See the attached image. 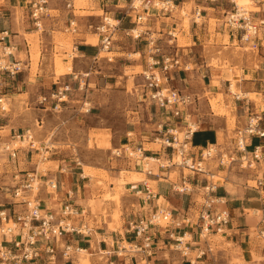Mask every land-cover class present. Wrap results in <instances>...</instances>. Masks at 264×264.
Masks as SVG:
<instances>
[{"label": "crops", "instance_id": "obj_1", "mask_svg": "<svg viewBox=\"0 0 264 264\" xmlns=\"http://www.w3.org/2000/svg\"><path fill=\"white\" fill-rule=\"evenodd\" d=\"M29 1L0 0V59L6 62L19 61L22 66V69L14 76L0 72V98L7 101L12 108L10 113L0 110V131L8 130L5 135L6 140L8 136L12 137L13 134L26 128L34 119L38 121L37 118L47 109L38 105L37 98L41 94H49L60 80L55 77L52 60L54 54H57L54 34L64 32L63 28L66 23L63 3L61 0H51L49 10L54 13L50 12L51 17L43 19V31H39L34 28L29 18V5L27 6ZM173 3L176 9L171 13L163 15L153 11L146 22V34L143 35L142 40L136 42L133 40L132 44L129 42L125 44L127 37L123 35V29L131 28L133 24L129 18H123L117 33V40L110 52L115 49V53H120V50H128L130 47V50L134 52L131 54L138 53L141 58L140 61H136L135 65L138 64L144 70L147 66L144 40L148 37V33L156 34L163 49L172 51L174 49L167 45L170 39L167 32L171 31L175 34L179 32L185 42L180 45L176 42V37L173 39L181 65L171 72L173 78L171 83L197 96L196 104L189 108L192 119L197 124L192 144L196 149L218 144L221 135L229 137L231 131L226 116L215 114L210 109L208 93L215 97L218 94L224 96L223 106L229 108L230 114H234L237 118L234 123L235 130L244 124L249 111L261 110L263 107L259 108L249 95H255L263 105L261 99L263 86L260 80L264 79V41L259 40L258 49H251L249 45L240 41L241 31L230 30L224 25L226 14L233 9L229 0L218 2L173 0ZM236 4L243 6L252 4L250 13L254 20L264 18V0L253 2L236 0ZM78 7L80 9H76L74 13L81 23L86 20L85 18L98 20L102 11H108L113 18H121L124 10L116 5L115 0L106 2L88 0L87 5ZM196 8L202 10L198 22L193 20ZM185 12L191 16L187 27L182 25L184 16L182 13ZM212 19L216 21L214 25L210 23ZM33 32L38 35L37 40L30 38ZM70 35L74 36L71 52L74 44L78 47L76 51L70 52L72 55L63 51L64 55L72 58V62L75 58L89 62L92 69L101 59L93 61V57L98 52L94 36L81 33ZM32 43L37 44L40 53L37 71L34 74L31 73L34 61L30 45ZM140 43H142L141 48ZM6 48H11L12 52L5 54ZM89 48L94 49L92 54L85 53V50ZM236 48L250 51L242 58L236 56L230 58L228 69L212 64L214 59L212 51L217 49V52L222 50L227 54H232ZM64 63L67 62L64 61ZM233 69H237V72ZM71 73L75 74L74 70L65 75L68 81L73 79V77L69 78ZM90 73L92 71L86 72V75ZM232 79L236 81L235 87L238 92L234 93L230 90ZM235 94L239 98L236 99ZM16 101L21 103L16 104ZM22 103H25V107L21 105ZM151 109L153 110L148 111L147 118L144 120L128 123L119 144L120 146L142 147L148 156L161 158L165 156L163 149L160 146L155 149L151 145L158 144L155 138L159 135V125L166 124V119L157 109ZM16 113L20 118L15 120ZM262 125L264 126V122ZM232 130L235 133V130ZM233 141L234 137L231 136V143ZM256 145L262 148V160L258 162L260 169L246 172L240 168L237 169L238 167L235 170L233 166L217 165L216 169L210 170L215 177L228 171L222 181L216 183L217 188L214 192V196L222 199L224 203H215L213 208H225L230 212L229 223L220 231L210 234L215 239L213 242V245L217 247L215 251L211 249L210 244L212 243L208 240L202 242L193 224L196 219L194 210L198 211L201 207L203 196L200 187L204 185L206 178L202 179L200 175L204 174L192 175L190 181L197 182H187L192 187V191L180 193L175 190L174 186L172 187L173 184L169 178L170 169L156 168L153 175H145V179H138L137 177L144 174V171L136 164L137 166L133 169L135 172L131 169L127 170L130 173L128 178L123 179V183H118L120 175L116 171L104 169L106 177L101 172L96 174L98 176L91 177V175L84 174L83 167L77 163V158L73 159L69 154L51 157L48 162H51L52 166V163L58 162V166L38 175L41 181L54 178L57 188L48 189L42 186L37 198L44 207L56 213L60 211L63 204L71 203L78 215L71 216L70 222L78 228L83 226L87 231L67 233L55 241L58 247H61L63 243L72 244L74 250L69 259L62 258L58 250L54 260H48L47 255H44L43 258L26 264H83L85 260L87 264H141L144 258L151 264H262L264 244L257 238L256 230L261 226L264 209V137L248 139L247 149L249 151H252ZM57 153L54 152L55 155ZM21 160L26 161L23 164L24 169H29V161L27 162L24 157ZM89 167L101 169L97 165ZM97 178L101 179L103 184H107V191L95 184ZM258 179L262 180L263 186L256 184ZM251 181L255 184H249ZM119 185L120 190L116 188ZM147 189L151 197L146 202ZM104 192H108L111 198H101ZM116 193H118V201L113 199ZM198 197L200 200L197 199ZM160 199L167 205L164 203L161 205ZM163 205L171 209L173 217L177 219L184 220L183 215L187 214L190 222H183L178 227L165 224L158 228L153 235L152 245L147 250L149 255L145 257L146 253L143 249L136 251L129 248V246L140 244V241L128 232V223L137 216L147 214ZM115 213L118 218H114ZM187 237L189 239L185 241ZM181 238L183 241L178 243ZM123 243L126 244L127 249H123ZM183 248H186V255L181 251ZM202 249L205 250V254L198 257L197 253Z\"/></svg>", "mask_w": 264, "mask_h": 264}, {"label": "built area", "instance_id": "obj_2", "mask_svg": "<svg viewBox=\"0 0 264 264\" xmlns=\"http://www.w3.org/2000/svg\"><path fill=\"white\" fill-rule=\"evenodd\" d=\"M61 1L66 15L63 31L75 35L80 33L93 35L96 39L98 52L93 57V61L101 58V52H110L117 40V33L123 18H129L133 24L131 28L123 29V35L138 41L142 40L147 31L146 29H139V27L148 21L153 11L164 15L176 9L173 0H115L116 5L124 9L121 18H113L108 11H102L98 20L85 18L86 20L81 23L74 13L76 9H80L76 6L75 0ZM100 1L106 2L107 0ZM206 1L218 2L220 0ZM229 2L233 5V9L226 14L224 25L230 30L241 31L240 41L249 45L251 49H258L259 40L264 41V18L256 21L250 10L239 7L235 0H229ZM50 3L51 0L29 1V18L36 30L43 31V19L51 17ZM201 11L199 8L194 10V22L200 20ZM167 34L170 36L167 45L174 49L172 51L164 50L159 42L160 39L154 34L148 33V37L144 40L147 66L141 72L143 78L141 94L144 100L148 101V104L157 109L166 119V124L161 123L159 125V135L155 138L164 151L165 163L160 162V157L157 156L158 159L150 160L142 147L121 146L125 149L124 151L128 150V154L121 148H117V152L114 151V153L116 157L134 158L135 163L142 168L146 175H153L154 173L151 162L158 163L157 168L169 169L178 166L188 170V175H208L204 185L200 187L203 189V197L201 207L197 211L193 223L198 230V235L205 238L207 235L223 229L230 221L228 209L213 208L215 203H224V201L214 196L217 184L211 180L212 172L205 168L206 161L215 157L218 166L232 167L235 165L239 168H252L254 166L252 164L262 160L260 145L254 146L252 151H249L247 147L250 137H264V126L262 125L264 122V79L260 80L263 86L261 94L263 108L259 111H249L244 124L235 130L232 148L224 151L217 144H210L196 149L192 144V137L197 130V124L192 119L189 108L196 104L197 96L177 88L171 83L173 80L171 72L181 65V61L178 50L173 44V39L176 37L175 33L168 31ZM77 47L78 45L74 44L72 52L76 51ZM8 49L6 48L5 54L12 52ZM107 59L111 60V58ZM21 69L22 66L19 61L6 62L0 59V72L14 76ZM84 76L87 77V75ZM72 77L77 79L76 74H72ZM84 84L79 80L77 87H74L69 81L59 80L54 90L49 94H41L37 98V103L44 109L59 111L64 104L68 103V97L73 92L81 90L80 109L89 112L91 106H89L90 102L87 101L88 95L87 90L84 91ZM237 98H239L238 95H236ZM0 102H2L1 98ZM0 110L5 111L3 104L0 105ZM12 139L27 142L30 148H34L33 135L29 128L21 133L13 134ZM4 149L9 151L10 157H16L17 148L13 147L10 142L4 145ZM129 150L140 155H131ZM19 172L14 176L16 184L12 191L13 208L0 209V236L2 238L0 240V264H26L43 258L44 255H47L48 260H54L58 250L62 258L69 259L74 250L72 244L63 243L61 247H58L55 241L67 233H84L87 231L83 226L78 228L70 222L71 216L78 215L76 209L69 202L63 204L58 213L47 209L41 204L37 194L42 186L48 189H56V180L48 178L41 181L37 170L22 171V175ZM187 182V175L182 174L181 187L174 186L175 190L180 193L191 192L192 187ZM256 184L263 186L260 179L256 181ZM150 197L151 193L147 189L146 202ZM262 212L261 226L257 228L256 236L264 244V209ZM183 219L173 217L171 209L162 207L137 216L128 223V232L136 240H139L140 244L129 246V248L136 251L143 249L146 253L145 257H147L149 255L147 250L152 245L153 235L158 228L163 226L162 223L178 227L183 222H190V217L187 214L183 215ZM181 242L182 240L179 239L178 243ZM181 251L186 255V248ZM204 254L205 250L202 249L198 252V257ZM261 262L264 264V257ZM144 264H151V262L144 258Z\"/></svg>", "mask_w": 264, "mask_h": 264}, {"label": "rangeland", "instance_id": "obj_3", "mask_svg": "<svg viewBox=\"0 0 264 264\" xmlns=\"http://www.w3.org/2000/svg\"><path fill=\"white\" fill-rule=\"evenodd\" d=\"M75 2L76 6H85L87 5L88 0H75ZM28 5L29 4H27V6ZM239 6L242 7L243 5L239 4ZM244 8L252 10V4L247 5ZM187 10L189 11V7H187ZM80 13L84 14L85 12ZM185 13H182V15H184L182 25L187 27L191 16ZM215 22L216 21L213 19L210 20L212 25H214ZM145 28L146 22L139 27V29L142 30ZM175 35L177 39L176 42L180 45L184 44L185 41L182 39L179 32ZM37 36L38 35L33 32L30 38L37 40ZM154 36L157 35L155 34ZM54 41L56 43L55 52L57 54H54L53 56L52 67L54 68L56 79L59 78L60 80L68 81V78H66L65 75L68 72H73L74 70V73L77 75V79H72L69 82L74 87H77V82L79 80H81L82 83H85L83 88L84 91L85 89L87 90V101L90 102L89 106H91V110L89 112H85L80 109L82 95V91L80 90L73 92V94L68 97V103L64 104L61 110L55 111L47 109L46 111H43L42 115L37 118L38 121L34 119L31 123L32 125L30 124L26 128L21 129L22 131L20 130L17 132L21 133L29 128L33 135L34 148H30L27 142L16 141L10 136H8L6 140L5 135L8 133V130L6 129L7 131L5 132L0 131V137L3 136L0 138V209L13 208L14 199L12 198V191L16 184L14 176L19 171H21L19 172L20 175H22V171L35 170H37L38 174H41L47 172L48 169L57 167L58 162L52 163L53 166L51 165V162H48L51 157L69 154L73 159L77 158V163L79 166L83 167L84 174L91 175V177L98 176L96 174L100 172L106 177L105 170L116 171L120 175L119 181L117 180L118 183H123V179L126 180L128 178L130 173L127 172V170L131 169L132 172H135L133 169L137 166L134 158L126 159L122 156L116 157L114 151L117 152V148H121L119 144L120 138L124 136L123 134L125 133L128 123H137L144 120L147 118L148 111H152L153 109L151 108H154L148 104V101L144 100V97L141 94V85L143 83L141 72L143 71V68L138 64L135 65L136 61H140L141 59L139 54H131L134 52L130 50V47H128V50H122L125 52L127 51V53L122 52L121 50L120 53H115V49L112 52H101L100 61L91 69L89 62L87 63L79 58H75L72 62V58L64 55L63 51L71 54L70 52L74 36L64 32H55ZM126 42H129L130 44L134 43L133 39L130 37H127L125 44ZM141 44L142 43L139 44L140 48ZM173 44H175V42H173ZM30 45L32 46L31 52L34 60L31 66V73L34 74L37 71V62L40 53L37 44L32 43ZM122 45L123 42L121 46ZM8 50H11V48ZM249 51L250 50L248 49L247 51L244 50V48H236V50L233 51L234 53L227 54L222 50L221 52H217L216 49V51H212L214 57L212 64L217 67H221L222 69H228L230 67V58L233 56L242 58L246 55V53H249ZM93 52L94 49L89 48L85 50L86 54H92ZM64 58L66 60H64ZM107 58H111V60H108ZM64 61L67 63H64ZM233 70L237 72V69ZM89 71H92V73H90L87 77L84 76L86 75V72ZM70 77H72V75H70L69 78ZM231 83V91L238 92V89L235 87L236 81L232 79ZM249 96L257 103L259 108L263 107L261 102L256 99L255 95L251 94ZM208 97L210 109L215 114H223L226 116L231 136L235 137V133L232 129L235 130L234 123L237 121V118L234 114H230L229 108H225L223 106L224 96L218 94L215 97L208 93ZM19 102L20 101H16V104ZM0 104H3L7 113L12 111L11 105H9L7 101L2 100ZM21 105L25 107V103H22ZM23 109L20 110L23 111ZM18 118H20V116L16 113L15 120ZM231 136L223 137L222 134L219 143L217 144L218 147L224 151L231 149L233 144V142L231 143ZM9 142L13 147L17 148L15 158L10 157L9 151L4 149V145ZM151 146L152 148L158 149L160 145L158 143ZM121 150L124 151L125 149L122 147ZM131 151L132 150H129V153L134 155ZM54 152H58V155H55ZM124 152L128 154V150ZM22 157L30 163L29 169L27 170L24 169L23 164L24 162L26 163V161L21 160ZM164 159L165 157H161L160 162L165 163ZM150 164L152 165L153 171H155L158 163L151 162ZM217 164V159L214 157L206 161L205 168L213 171L217 168ZM91 165H97L101 169L89 167ZM252 165H254L252 168L246 167L240 169L246 172L248 170L260 169L258 163H254ZM236 168L237 166L234 165L233 169L236 170ZM169 169V178L173 184L172 187H181L182 174L187 175L189 182H196L194 180L190 181L192 175H188L189 171L186 169H182L178 166H173ZM237 169H239V167ZM227 173L228 171L223 174H218L216 177H212L211 180L215 183L222 181V178L227 175ZM232 173H234V171ZM145 175L146 173L144 172V174L137 178L145 179ZM200 178H208V175H200ZM95 184L103 188L104 191H107L108 189L107 184H103L99 178H97ZM249 184L254 185L255 182L251 181ZM116 188H119L120 190V185ZM101 198L109 199L111 196L108 192H104ZM113 199L118 201V193L114 195ZM197 199L200 200V197ZM159 203L162 205L164 201L160 199ZM164 204L167 205L166 203ZM165 205H163L162 208H167ZM196 215L197 210H194V217ZM114 218H118L116 213ZM162 225L164 226L165 223L163 222ZM1 239L2 238L0 236V240ZM186 239L188 240L189 238H185V241ZM201 240L203 243L204 240H208L212 243L210 244L211 249L213 251L216 250L217 247L213 245L215 240L213 236L207 235L205 238L201 237ZM123 245L126 249L128 248L125 243H123ZM234 253L236 254V251ZM85 261H83V264H87V261ZM141 264H144V261H141Z\"/></svg>", "mask_w": 264, "mask_h": 264}, {"label": "bare ground", "instance_id": "obj_4", "mask_svg": "<svg viewBox=\"0 0 264 264\" xmlns=\"http://www.w3.org/2000/svg\"><path fill=\"white\" fill-rule=\"evenodd\" d=\"M254 0H250V2H253ZM235 3H236V0H235ZM238 5V4H237ZM239 6V5H238ZM240 7V6H239ZM242 7H245V5L244 6H242ZM236 70V69H235ZM231 87H232V85H231ZM233 90H235V89H233ZM235 93V92H234ZM245 94V93H244ZM132 152V151H131ZM132 154H134V155H140V154H136L135 152H132ZM150 157V160H154V159H158L156 156H149ZM213 177H215L214 175H213ZM181 240H182V238H181ZM183 241V240H182ZM83 253H85V252H83ZM86 262V261H85ZM87 263V262H86Z\"/></svg>", "mask_w": 264, "mask_h": 264}]
</instances>
